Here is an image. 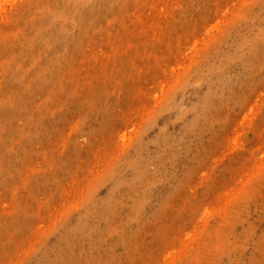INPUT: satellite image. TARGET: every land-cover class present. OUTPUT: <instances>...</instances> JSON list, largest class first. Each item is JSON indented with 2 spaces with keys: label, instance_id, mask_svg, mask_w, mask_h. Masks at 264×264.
I'll return each mask as SVG.
<instances>
[{
  "label": "rangeland",
  "instance_id": "1",
  "mask_svg": "<svg viewBox=\"0 0 264 264\" xmlns=\"http://www.w3.org/2000/svg\"><path fill=\"white\" fill-rule=\"evenodd\" d=\"M46 1L0 0V87L24 103L0 130V264H264V71L236 85L214 124L175 156L170 139V159L163 140L181 133L191 119L181 110L211 84L183 88L186 78L220 63L219 43L264 17V0H125L70 47L49 96L35 89L32 63L50 57L38 30ZM135 155L151 184L137 186L133 210L125 184ZM115 188L123 205L107 213Z\"/></svg>",
  "mask_w": 264,
  "mask_h": 264
},
{
  "label": "bare ground",
  "instance_id": "2",
  "mask_svg": "<svg viewBox=\"0 0 264 264\" xmlns=\"http://www.w3.org/2000/svg\"><path fill=\"white\" fill-rule=\"evenodd\" d=\"M124 2L125 0H47L43 3V24L38 30L43 38L42 52H50V57H47L43 61L39 59L35 60V57L32 59L33 64L37 63L35 66V76L33 78L35 80V89H38L39 92H43V94L47 96L55 91L56 95L59 92L58 90H60L59 81L63 78L61 74V70L63 69L62 65L66 63L68 61L67 59L72 55L70 47L76 48L88 42L93 31L100 27L102 20L113 15L115 10L117 8L119 9ZM221 37H223V35ZM219 39L220 38H218L217 41ZM219 44H224L222 50H218L217 48L215 51L216 57L219 55L222 56L220 63L208 65L210 61H207L206 68L204 69L202 66H204L205 63H202L183 83V88H185L190 83L194 85L195 83L202 84L208 79L207 77L211 79V84H208L209 87L207 92L199 97L198 101L193 106L181 110L182 112L178 119H183L185 114H191V119L184 124L181 133L175 138L164 135L163 140L165 152H167L169 156L168 159H170L171 156L170 150L168 151L167 148L168 143L170 144V139H173L174 142V149H172L171 153L175 156L178 149H183L184 145L188 147L189 141L192 140V138L198 137L203 131H206L208 127L214 124L216 112L218 113L220 109L229 106L233 101L235 92L234 87L236 85L242 86L240 91H243L251 78L256 77L257 74L264 71V17H258L257 22L246 25L244 28H239L234 31L231 30V33L228 34V39ZM10 59L13 60L12 52ZM238 63L239 70L236 79L225 74V69H230L233 64ZM15 66L17 69H13L12 71L11 66H8V69L10 68L11 79H13V74L11 75V72L16 71L19 82L21 81V83L24 84L23 87L25 86L28 91H31V88L29 86L27 87L26 76L21 66ZM219 71L222 74H219ZM48 79L51 80L50 82H54L51 86L48 84ZM46 84L45 91L44 87ZM0 104L1 107L5 108L0 116V130L3 132V130L8 128L12 109L23 107L24 103L19 100L18 93H14L13 90L9 91V94L3 96V89L0 87ZM61 104L62 102H60L59 106ZM170 104L171 100L166 105V108H168ZM65 105L66 103H64L63 107H65ZM6 151H9L8 146H6ZM137 155H135L131 162H128V164H132L135 171L132 179L128 184H125L128 190H131L130 194L133 198V210L136 209L135 202L137 200L139 202L141 199L137 186L146 188L151 184L150 170L143 167L144 164H147V160ZM148 161L150 162V160ZM48 162L49 161L46 159V167L52 168L53 166L50 165L51 162H49V164ZM149 164H151V162ZM46 167H43L42 170H45ZM52 169L55 170V167ZM6 171L4 170L2 173ZM36 184L37 194L43 196L45 192H41V183L38 182V179ZM43 185L45 186V184H42V187ZM31 197H33V195H31ZM123 199V195L115 188L109 198L104 202L103 211L106 210L107 213L116 211L118 206L121 207L123 205ZM90 230L91 227L87 223L84 224L82 228H78L79 234L86 231L85 234H87ZM69 236L70 235H67L65 237L61 249L69 248L71 239ZM58 253L59 250H54L53 262L58 260Z\"/></svg>",
  "mask_w": 264,
  "mask_h": 264
}]
</instances>
